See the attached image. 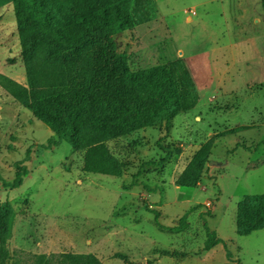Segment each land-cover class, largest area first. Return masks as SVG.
Returning <instances> with one entry per match:
<instances>
[{"label":"rangeland","instance_id":"obj_1","mask_svg":"<svg viewBox=\"0 0 264 264\" xmlns=\"http://www.w3.org/2000/svg\"><path fill=\"white\" fill-rule=\"evenodd\" d=\"M138 2L119 51L135 75L170 69L180 109L169 134L148 127L106 143L118 176L85 172V151L67 142L44 149L54 133L0 85V176L13 181L32 151L20 187L0 180V204L15 214L13 263L74 253L102 264H226L230 252L234 263L264 264V229L236 227L239 202L264 195L263 0ZM0 73L27 85L9 0H0ZM186 214L183 229H168ZM203 218L227 251L204 250Z\"/></svg>","mask_w":264,"mask_h":264},{"label":"trees","instance_id":"obj_2","mask_svg":"<svg viewBox=\"0 0 264 264\" xmlns=\"http://www.w3.org/2000/svg\"><path fill=\"white\" fill-rule=\"evenodd\" d=\"M9 1L20 35L27 85L1 73L0 85L54 133L44 149L67 142L75 150L85 151V172L118 176L120 165L106 145L109 140L148 127H165L167 134L171 132L181 100L172 71L161 68L154 75L133 74L116 40V36L133 27L132 8L139 0ZM145 11L149 13V8L144 7ZM31 153L28 149L25 159L16 164L18 172L13 181L0 176L4 186L16 189L23 184L29 174L23 165L31 160ZM144 189L153 191L145 185ZM148 210L154 213L160 228H165L159 222L161 214ZM237 215L239 236L263 230L264 195L245 196L238 204ZM187 218L188 214L178 226L168 229L180 231ZM14 220L11 204H0V264H17L7 248ZM204 230L205 251L219 244L228 250L205 219ZM36 258V264H102L94 254ZM227 258L226 264H237L230 252Z\"/></svg>","mask_w":264,"mask_h":264},{"label":"crops","instance_id":"obj_3","mask_svg":"<svg viewBox=\"0 0 264 264\" xmlns=\"http://www.w3.org/2000/svg\"><path fill=\"white\" fill-rule=\"evenodd\" d=\"M213 249H214V248H213ZM213 249H212V250H213Z\"/></svg>","mask_w":264,"mask_h":264}]
</instances>
